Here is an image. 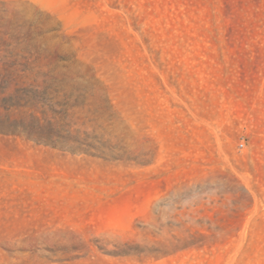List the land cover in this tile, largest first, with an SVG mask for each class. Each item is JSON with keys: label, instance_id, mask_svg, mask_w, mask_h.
I'll return each mask as SVG.
<instances>
[{"label": "rangeland", "instance_id": "obj_1", "mask_svg": "<svg viewBox=\"0 0 264 264\" xmlns=\"http://www.w3.org/2000/svg\"><path fill=\"white\" fill-rule=\"evenodd\" d=\"M0 264H264V0H0Z\"/></svg>", "mask_w": 264, "mask_h": 264}]
</instances>
